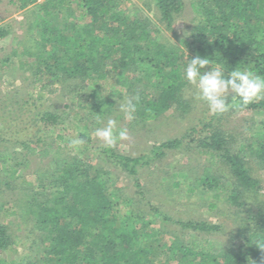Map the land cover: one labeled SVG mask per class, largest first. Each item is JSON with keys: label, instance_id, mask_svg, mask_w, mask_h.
I'll list each match as a JSON object with an SVG mask.
<instances>
[{"label": "trees", "instance_id": "1", "mask_svg": "<svg viewBox=\"0 0 264 264\" xmlns=\"http://www.w3.org/2000/svg\"><path fill=\"white\" fill-rule=\"evenodd\" d=\"M9 2L31 16L29 28L36 34L17 43L24 45L28 57H33L34 78L46 75L61 86L80 81L86 85V91L96 88L106 92L87 102L88 118L121 116L117 112L120 101H124V92L129 97L139 96L134 122L155 120L170 110L185 113L190 109V100L185 96L190 85L184 79L183 69L187 58L197 55L209 56L214 64L218 62L227 70L248 69L264 76V0H192L194 16L179 42L164 39L161 27L165 31L173 30L174 21L184 8L183 0H143L144 6L154 7L155 22L140 15L139 6L130 7L128 0ZM8 33L5 25H0V38ZM28 40L34 42V48L30 49ZM18 52L15 46L2 61L9 64ZM25 62L28 63L24 59L19 61V68L23 69ZM114 83L121 88L112 87ZM57 90L50 87L47 92ZM233 99V95L228 96L229 102ZM21 102L18 105L21 108L27 105L28 110L33 104L30 98ZM13 104L16 103L7 105ZM250 111L264 116V100L221 115H205L198 119L200 130L192 126L184 135L191 136L189 141L197 143L196 148L203 147L206 160L199 167L198 176L187 183L188 195L201 191L205 196L201 202L209 211L231 218L232 229L223 250L214 249L210 240L203 237L220 230L219 223L206 218H174L158 205L149 207L151 220L143 219L133 208L124 214L116 208L120 202L108 177L111 169L122 170L135 187L138 198L127 203H149L140 180V167L159 158L163 150L182 146L183 138L154 145L149 156L132 157L115 147H94L86 125V132L77 133L95 150H86V156L79 157L54 149L42 135L49 126L60 125L59 114L32 110L31 118L37 123L32 137L25 136L26 127L2 126L0 209L8 212L9 207L3 202L5 193H11L16 206L6 215L18 213L24 224L32 221L28 233L37 236L41 252L40 258L32 257L21 264H157V261L160 264H264V186L253 176L244 156L232 149L233 135L219 124L225 114ZM73 113L80 116L76 111ZM259 123L256 147L250 145L249 150L258 168L264 169V119ZM205 129L207 134L202 136L200 132ZM194 131L200 135L194 137ZM55 137L63 139L64 133L57 132ZM18 147L23 162L36 154L41 158L53 157V169L47 175L43 173L47 181L40 176L35 186H31L26 179L21 180L11 161V168L5 166L13 159L10 155L16 153L13 149ZM98 159L106 162V166H100ZM218 163L227 169L224 184L214 173ZM165 185L167 190L178 186L167 181ZM155 222L162 227L157 228ZM169 227H174L173 231ZM175 228L196 236L183 240L174 232ZM236 239H240L238 245ZM20 241L19 236L10 234L7 224L0 222V251ZM2 261L0 258V264H18L14 260Z\"/></svg>", "mask_w": 264, "mask_h": 264}, {"label": "rangeland", "instance_id": "2", "mask_svg": "<svg viewBox=\"0 0 264 264\" xmlns=\"http://www.w3.org/2000/svg\"><path fill=\"white\" fill-rule=\"evenodd\" d=\"M43 0H38L42 2ZM184 8L182 12L176 17L173 25V30L165 31L163 26L161 27L164 39L179 42V37L182 36L183 30L188 27L191 19L194 16L192 11L191 2L192 0H183ZM130 7L139 6V14L149 16L152 20H157L154 13V7L151 9L143 5V0H128ZM65 12H63V16ZM61 19V16L58 17ZM31 16H28L27 11L19 10L16 5L9 2V0H0V25H5V28L9 30V33L0 38V128L13 126L15 129H21L26 127L28 132L25 133L26 137H32L37 123L32 120V110L35 111H50L61 115L62 122L60 125L49 126L45 133L44 138L46 142H51L52 147L59 148L66 155L69 156H86V150L90 149L87 144L73 149L69 146V140L74 138L78 131L86 132V125L88 127V134L90 137V143L94 147L103 146V142L95 136L97 128L103 127L108 119L103 116L88 118L86 117L87 102H90L96 95L105 94L92 88V91H86V85L84 82L78 81L77 83L66 82L64 85H60L58 81H52L50 77L41 75L42 78L37 79L31 75L32 67L34 66L33 57H28L24 50V45H19L17 41L19 39L27 38L28 36L35 35L36 32L31 27ZM15 39V40H14ZM18 44V45H16ZM28 44L31 45L30 49L34 48V42L28 40ZM17 46L18 55L11 59V62L5 63L2 59L11 53L12 48ZM25 62L24 68H19V61ZM36 79L37 81H34ZM43 85L45 89H43ZM50 87H56L58 90L53 93H48L47 90ZM112 87L120 89L121 87L117 84H113ZM42 88V91H41ZM42 92V93H40ZM194 89L190 85L188 86L185 96L190 100V109L185 113L176 110H170L159 118L151 121L144 122H130L123 118V113L120 110L117 112L121 116H111L117 120V128H127L130 139L119 141L116 146L118 152L124 153L129 156L151 154V148L154 145L159 144L168 139L180 138L184 140V143L179 148L163 150L159 158H155L148 163H145L140 167L141 174L140 180L144 185V191L146 200L149 203H127V201H135L138 198V194L135 192L131 180L125 173L120 169L112 168L108 174L111 178V185L115 189L116 197L120 204L116 207L119 209V213H126L130 208L139 214L143 215V219L151 220L153 218L149 207L150 205H158L160 209L174 218H206L212 223H219L221 229L218 231H212L207 234H203L204 238H208L214 249H224V246L228 245L229 231L232 229L229 215L220 216L216 215L215 212L209 211L206 206L201 202L204 200V195L201 191H197V195L189 196L187 183L195 179L198 176L199 167L205 163V154L202 150L203 147H198L197 143L189 141L190 137H184L189 132V128L194 126L197 129H201L199 124V118H203L208 114L207 105L203 101H198L193 97ZM125 97H129V93L124 92ZM42 95V97H39ZM128 94V95H127ZM26 98H30L33 103L32 107L28 110L27 105H23L22 108L18 105L21 101ZM90 99V100H88ZM13 104L12 107L7 104ZM123 102L122 100L120 101ZM22 103V102H21ZM20 103V104H21ZM18 106L21 108L18 110ZM35 108V109H33ZM74 111L78 112L80 116H75ZM15 116H19L16 117ZM264 119V116L254 112H237L233 114H225L219 121L221 128L227 133H230L235 138L231 147L235 152H239L245 158L247 166L251 167L253 176L260 179L264 186V169H259L254 160V154H252L249 147L255 146V142L258 140V133L260 128V121ZM137 123V124H136ZM55 126V127H54ZM49 130V131H48ZM207 129L200 132L203 136ZM57 132H63V139L58 140L55 137ZM262 132V131H261ZM199 133L194 131V137H198ZM39 146H45L40 144ZM13 147V146H12ZM256 147V146H255ZM17 153H13L10 156L13 158L9 160L5 166L11 168L10 161L13 164V168L16 169L17 175L21 176L22 179H26L31 186H35L37 177L44 178L53 169V157L48 156L41 158L37 154L29 156L23 162L21 157L23 153L21 149H13ZM84 150V151H82ZM13 155V156H12ZM98 164L106 166V162L98 159ZM215 175L220 177V183L224 184L226 177L224 174L227 169L221 163L215 166ZM45 172L46 175H43ZM9 174L8 172H6ZM3 174V172H1ZM165 178V179H164ZM172 184L177 183L178 186L173 187L171 190H167L165 182ZM220 184V185H221ZM223 185H221L222 187ZM171 187V186H170ZM264 196V195H263ZM4 208L0 209V222L8 225L10 234L17 235L21 238L18 244H11L6 250L0 251V258L5 263L11 260L16 261L18 264L25 262L24 260L31 259L32 257L40 258L41 252L39 244L37 242V236L34 233H28L32 226V221H28L25 224L21 221V217L16 213L13 215H6L12 208L15 209L16 202L14 196L11 193H5ZM126 200V202H125ZM221 211L224 208V204L220 206ZM19 209V208H18ZM224 210V209H223ZM155 226L162 227L159 222L154 223ZM18 226V229H17ZM173 231L174 227H169ZM175 233L183 240H189L193 236L191 231L181 230L175 228ZM166 234V233H165ZM155 242H158L157 237H153ZM240 239H236L235 242L238 245ZM35 241L36 243H33ZM209 243V245H210ZM31 244H36V246ZM164 251V250H163ZM160 254V257L163 255ZM21 261V262H20ZM160 264V261L156 262ZM172 262H170L171 264ZM174 264V262H173Z\"/></svg>", "mask_w": 264, "mask_h": 264}, {"label": "clouds", "instance_id": "3", "mask_svg": "<svg viewBox=\"0 0 264 264\" xmlns=\"http://www.w3.org/2000/svg\"><path fill=\"white\" fill-rule=\"evenodd\" d=\"M183 76L194 89V99L207 105L209 115H221L264 100V76L248 69L227 70L218 62L214 64L209 56L187 58ZM229 95L235 97L231 102L228 100ZM138 101V95L124 98L119 110L125 120L136 119ZM117 123L115 118H109L103 127L95 131V136L109 148L116 146L119 141L130 139L128 129H118ZM84 143L85 140L79 134L69 140V146L73 149H78Z\"/></svg>", "mask_w": 264, "mask_h": 264}]
</instances>
